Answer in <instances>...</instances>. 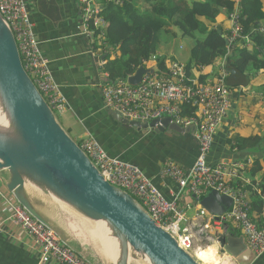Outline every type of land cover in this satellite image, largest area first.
<instances>
[{"label": "crops", "instance_id": "crops-1", "mask_svg": "<svg viewBox=\"0 0 264 264\" xmlns=\"http://www.w3.org/2000/svg\"><path fill=\"white\" fill-rule=\"evenodd\" d=\"M25 1L30 19L34 24L39 50L44 59L48 61L51 76L65 100L64 110L55 113L62 128L77 145L90 136L111 158H119L138 166L161 194L167 200H171L172 194H176L179 188L173 181L162 179L160 172L166 160L172 161L186 171L191 169L198 153L194 135L186 133L175 135L167 131L162 133L153 130L136 131L117 122L111 113L114 110L105 106L101 86L106 82L115 81L110 80L106 67L109 62L121 57L118 47H112L106 43L104 34L102 39H99L95 34L88 36L85 33L76 0ZM108 1L93 0V3L101 11ZM199 8L204 7L199 5ZM226 15L227 13H220L215 26L221 25L225 33L229 32ZM106 25L105 22L102 33ZM175 29L170 28L169 34L162 33L166 38L158 44L162 46L160 47L162 52L157 48L154 57L146 61L141 60L142 67L147 70H159L157 62L162 58L168 64L175 60L186 65L190 57V47L188 58L184 57L186 62L178 61L176 56H166L165 48L169 47V41L172 38H180V32ZM250 46L247 50H252L253 46ZM179 48L183 49L182 46ZM164 50L166 51L163 52ZM256 50L259 51L258 48ZM218 62L221 60L218 59L212 65L200 70L193 67L191 78H196L200 82L207 81L212 73L214 75L217 71ZM136 71L125 81L127 82V79ZM156 74L165 75L158 71L150 76ZM243 75L248 80L247 86L230 87L227 85L230 89L233 109L227 114L215 134L213 148L208 156V164L212 166L224 164L227 169L233 165H242L243 168L238 171V176L233 183L245 193L246 199L250 201L251 193L248 188H252V193L260 194L261 191L257 187L264 176V77L260 73H256L253 78ZM260 78L261 82H258ZM252 84L257 87L256 92L253 91L255 88ZM232 89L237 90L233 92ZM257 164L262 168L260 172H254L256 170L254 166ZM0 190L5 194L8 193L1 181V176ZM205 195L201 197V200ZM179 197L178 207L185 211L188 224L191 222L193 226H200L206 223V217L197 218L195 216L199 207L195 206L194 199L190 195L183 192ZM249 216L257 219L259 225L264 224V208L259 216L256 212H252V216L249 212ZM48 218L52 222L63 220L64 228L72 237V246L86 262L107 264L102 246L89 243L86 236L80 232L79 228L85 230L86 227V221L83 218L64 208L50 212ZM0 226L2 227L0 264H58L53 261L48 263L40 261L41 253L36 243L9 221V212L1 198ZM195 234L194 231L193 235ZM227 235L236 238L243 237L241 230L234 224L226 223L218 231L208 230L204 236L201 235L198 238L201 240L206 236L207 240L216 244L218 251V238ZM251 264H264V253L255 256Z\"/></svg>", "mask_w": 264, "mask_h": 264}, {"label": "built area", "instance_id": "built-area-1", "mask_svg": "<svg viewBox=\"0 0 264 264\" xmlns=\"http://www.w3.org/2000/svg\"><path fill=\"white\" fill-rule=\"evenodd\" d=\"M241 1L231 0L233 11L226 15L229 32L224 33V37L228 54L243 39L246 41L245 47H251L242 34ZM76 2L80 8L85 33L88 36L96 33L102 39L105 21L101 11L94 5L93 0ZM117 3L121 4L119 1ZM0 14L10 27L24 72L52 111L64 110L65 100L51 76L48 61L39 50L26 1L0 0ZM258 30L264 34V26H260ZM219 60L221 62L217 63V71L205 82L189 77L185 65L173 61L165 75L143 77L136 86L129 85L124 80L106 82L101 86L105 106L129 121L149 123L169 118L171 123L183 128L195 126L194 137L198 153L191 169L186 171L166 160L160 172L162 179L173 181L179 188L176 194H172L171 200L161 194L138 166L119 158H111L92 137L87 136L78 146L107 183L138 202L155 224L171 234L185 251L192 253L190 248L194 245V231L198 241V237L204 236L206 231H218L226 223H232L241 230L248 248L255 256H259L264 253V225L258 227L251 221L246 195L233 183L243 166L233 165L227 169L224 164H208L215 134L233 109L230 89L226 84L228 71L224 64L225 57ZM201 68L203 67L199 70ZM184 106L195 110L192 117L182 116ZM210 191H216L232 200L231 209L216 219L200 206L201 197ZM183 192L194 199L195 206L199 207L195 216L206 217V223L200 226L187 223L185 211L178 207L179 196ZM0 198L9 212V221L36 243L42 263L53 261L58 264H89L70 247L65 246L52 231L33 219L10 194L0 190ZM176 224L179 228L174 227ZM1 229L0 226V231Z\"/></svg>", "mask_w": 264, "mask_h": 264}, {"label": "water", "instance_id": "water-1", "mask_svg": "<svg viewBox=\"0 0 264 264\" xmlns=\"http://www.w3.org/2000/svg\"><path fill=\"white\" fill-rule=\"evenodd\" d=\"M158 71L141 66L127 82L136 86L144 75ZM227 71L228 86H247L242 73ZM111 113L117 122L136 131L195 133V126L183 128L169 118L139 123L116 111ZM0 176L14 200L78 255L63 220L50 221V212L64 208L95 228L102 238L107 264H200L171 234L156 225L138 202L107 183L69 137L24 72L16 42L1 14ZM200 202L215 219L232 206L231 199L216 191L208 192ZM217 243L218 253L229 256L234 264H251L255 260L242 236H222Z\"/></svg>", "mask_w": 264, "mask_h": 264}, {"label": "trees", "instance_id": "trees-1", "mask_svg": "<svg viewBox=\"0 0 264 264\" xmlns=\"http://www.w3.org/2000/svg\"><path fill=\"white\" fill-rule=\"evenodd\" d=\"M199 5L204 8H199ZM232 11L231 0H109L101 9V16L107 24L103 32L104 41L118 47L121 53L118 60L107 64L110 80L125 81L142 65L141 60L154 57L159 36L163 32L169 33L170 28H176L182 38L194 42L185 65L189 76L193 67L210 66L225 57L226 69L237 70L250 78L256 73L264 77V34L258 30L264 26V0H242L240 4L242 34L253 46L252 50H247L243 39L237 43L240 45L227 53L223 27L215 26L220 13L229 14ZM168 65L163 58L157 62L161 74H166ZM194 112L193 108L184 106L182 116L192 117ZM254 168V172L262 170L259 164ZM258 185L257 189L261 191L258 195L248 188L251 193L250 201L248 199L251 216L252 212L259 216L264 208V176ZM250 219L258 227L264 225H259L253 217Z\"/></svg>", "mask_w": 264, "mask_h": 264}, {"label": "rangeland", "instance_id": "rangeland-1", "mask_svg": "<svg viewBox=\"0 0 264 264\" xmlns=\"http://www.w3.org/2000/svg\"><path fill=\"white\" fill-rule=\"evenodd\" d=\"M175 30H177V29H175ZM167 34H169V33H167ZM179 37L180 38H172L169 41V47L165 48L167 51L164 50L163 52L166 51V56L167 55L176 56L177 59H178V61L186 62L187 61L186 59L188 58L189 47L192 48L194 42H193V40H189L188 38H182L181 35H179ZM165 39L166 38H165L164 34H161L159 36V43L162 40H165ZM179 46H182L183 49H180ZM160 47H162V46L161 45L160 46H157L158 51L162 52L160 50ZM184 57H186V59ZM258 82H261V78L258 79ZM252 87L255 88V89H253V91L256 92L257 87L254 86L253 84H252ZM236 90L237 89H232L231 91L236 92ZM85 226H86L85 227V230H83L82 228H79V229L81 230L80 232L82 233V235L86 236V240L89 243H95V244L101 245L102 238L100 239L99 236H98V234H97L99 232L95 228H92L91 226H89L87 223H86ZM211 235H212V233H211ZM193 237L195 238L194 235H193ZM199 243L203 246V248L206 247L207 245H210L211 244L210 240H207L206 236H205V238H203L201 240H198V241L195 238V244L196 245H199L202 248V246ZM219 257H223V254H220Z\"/></svg>", "mask_w": 264, "mask_h": 264}, {"label": "bare ground", "instance_id": "bare-ground-1", "mask_svg": "<svg viewBox=\"0 0 264 264\" xmlns=\"http://www.w3.org/2000/svg\"><path fill=\"white\" fill-rule=\"evenodd\" d=\"M97 234H98L99 238L101 239L100 234L99 233H97ZM192 242H193L194 245L190 248V251L192 252L191 254L201 264H202V261L200 259L199 253L202 252V251L203 252H208L209 250H211V257H212L213 264H232V263L234 264V262L231 260V258L229 256L225 255V254L223 255V257H219L218 251H217V246L213 242L210 245H207L206 247H204V248L202 247L201 248L199 245L195 244V238L193 237V235H192ZM101 245H102L104 256L106 257L104 246H103L102 243H101ZM117 249H118V247H117Z\"/></svg>", "mask_w": 264, "mask_h": 264}, {"label": "clouds", "instance_id": "clouds-1", "mask_svg": "<svg viewBox=\"0 0 264 264\" xmlns=\"http://www.w3.org/2000/svg\"><path fill=\"white\" fill-rule=\"evenodd\" d=\"M174 227L179 228V225L176 224ZM200 259L202 261V264H213L212 257H211V250L208 252H200L199 253Z\"/></svg>", "mask_w": 264, "mask_h": 264}]
</instances>
